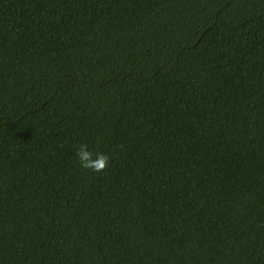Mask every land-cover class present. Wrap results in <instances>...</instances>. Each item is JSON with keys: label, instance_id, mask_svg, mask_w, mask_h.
<instances>
[{"label": "trees", "instance_id": "16d2710c", "mask_svg": "<svg viewBox=\"0 0 264 264\" xmlns=\"http://www.w3.org/2000/svg\"><path fill=\"white\" fill-rule=\"evenodd\" d=\"M0 264H264V0H0Z\"/></svg>", "mask_w": 264, "mask_h": 264}, {"label": "clouds", "instance_id": "9594fccd", "mask_svg": "<svg viewBox=\"0 0 264 264\" xmlns=\"http://www.w3.org/2000/svg\"><path fill=\"white\" fill-rule=\"evenodd\" d=\"M75 155L83 169H90L93 172L104 171L111 160V157L104 152L94 153L86 143L77 145Z\"/></svg>", "mask_w": 264, "mask_h": 264}]
</instances>
